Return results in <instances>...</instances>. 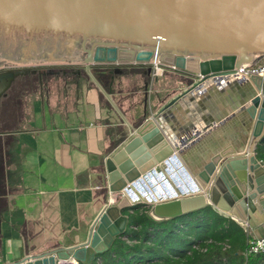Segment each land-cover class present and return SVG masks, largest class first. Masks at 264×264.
<instances>
[{"label": "water", "instance_id": "1", "mask_svg": "<svg viewBox=\"0 0 264 264\" xmlns=\"http://www.w3.org/2000/svg\"><path fill=\"white\" fill-rule=\"evenodd\" d=\"M263 53L264 0H0V66L5 65L0 99L27 75L78 74L100 66L105 68L101 75L112 81L132 65L130 73L146 79L148 62L156 59L191 81L165 108L193 89L228 81L206 78L255 62ZM244 81L250 82L240 103L247 147L239 152L215 146L203 170L193 176L195 192L153 204L131 201L126 194L134 192L136 178L158 170L178 145L195 136L187 133L177 142L163 134L157 111L104 159L107 191L120 195L101 208L85 241L2 264H89L123 232L122 212L139 207H146L153 221H165L210 205L243 223L255 238L264 237V163L254 155L255 147L264 144V80L252 75L237 82ZM136 147L142 155L134 159L131 154L133 166L125 157Z\"/></svg>", "mask_w": 264, "mask_h": 264}, {"label": "crops", "instance_id": "2", "mask_svg": "<svg viewBox=\"0 0 264 264\" xmlns=\"http://www.w3.org/2000/svg\"><path fill=\"white\" fill-rule=\"evenodd\" d=\"M101 71L22 76L16 82L31 84L0 99V264L85 241L115 197L104 183V159L157 111L163 134L176 141L195 134L174 152L192 179L215 146L246 149L240 103L250 82L201 86L164 108L191 83L178 70L145 79L128 69L112 81ZM137 150L125 157L133 166Z\"/></svg>", "mask_w": 264, "mask_h": 264}, {"label": "trees", "instance_id": "3", "mask_svg": "<svg viewBox=\"0 0 264 264\" xmlns=\"http://www.w3.org/2000/svg\"><path fill=\"white\" fill-rule=\"evenodd\" d=\"M254 155L264 163V144ZM146 210L123 211V232L89 264H264V252L244 254L249 234L241 224L210 205L165 221Z\"/></svg>", "mask_w": 264, "mask_h": 264}, {"label": "built area", "instance_id": "4", "mask_svg": "<svg viewBox=\"0 0 264 264\" xmlns=\"http://www.w3.org/2000/svg\"><path fill=\"white\" fill-rule=\"evenodd\" d=\"M148 63L151 66L152 75H161L166 70H176L173 66L162 64L156 59L151 60ZM252 75L259 76L264 80V53L255 62L241 63L239 64V67L227 70L221 74L210 75L206 79L213 80L219 77L228 81H240L248 79V77ZM162 163L163 166L159 167L158 170L152 168L141 174L132 182L134 192H132V195H129L131 201H141L146 204H153L177 199L185 194H190L191 192L196 191L197 188L195 181L186 173V170L175 153L167 156ZM183 175H187L188 178L185 179ZM164 186H166L165 189ZM141 187L145 188L144 193L140 192ZM187 188H189V190L184 193L183 190ZM114 195L115 197H119L120 194ZM241 226L249 234L244 254L250 255L264 252V237L255 238L248 227H246L243 223H241ZM70 264H77V262L72 261Z\"/></svg>", "mask_w": 264, "mask_h": 264}, {"label": "flooded vegetation", "instance_id": "5", "mask_svg": "<svg viewBox=\"0 0 264 264\" xmlns=\"http://www.w3.org/2000/svg\"><path fill=\"white\" fill-rule=\"evenodd\" d=\"M57 66H59V65H53V67H57ZM37 67H43L42 65H37ZM93 68H96V69H100V70H103V69H105L104 67H100V66H96V67H93ZM124 69H126V70H128V69H134V66H130V65H128V66H125V68ZM45 71V70H44ZM37 77L39 76V77H43V76H46L45 75V73H42V74H39V75H37V74H35ZM31 84V82H25V83H22V82H16L13 86H12V89H14L15 88V86L16 85H19V86H25V85H30Z\"/></svg>", "mask_w": 264, "mask_h": 264}, {"label": "bare ground", "instance_id": "6", "mask_svg": "<svg viewBox=\"0 0 264 264\" xmlns=\"http://www.w3.org/2000/svg\"><path fill=\"white\" fill-rule=\"evenodd\" d=\"M131 190H133V188H131ZM140 192H141V193H144V192H145V188H144V187H141V188H140ZM126 194H127V196H129V195H132V192L129 191V192H126ZM111 200H112V199H111Z\"/></svg>", "mask_w": 264, "mask_h": 264}, {"label": "rangeland", "instance_id": "7", "mask_svg": "<svg viewBox=\"0 0 264 264\" xmlns=\"http://www.w3.org/2000/svg\"><path fill=\"white\" fill-rule=\"evenodd\" d=\"M46 64H48V65H58V64H50V63H46ZM4 66H5V65H1L0 68H1V67H4ZM114 199H115V198H114ZM114 199H113V200H114ZM113 200H112V201H113ZM112 201H111V202H112Z\"/></svg>", "mask_w": 264, "mask_h": 264}]
</instances>
